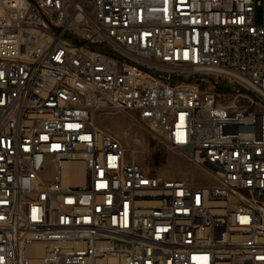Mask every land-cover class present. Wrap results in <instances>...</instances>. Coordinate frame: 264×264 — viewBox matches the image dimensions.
Returning <instances> with one entry per match:
<instances>
[{
  "label": "built area",
  "instance_id": "2783aa9c",
  "mask_svg": "<svg viewBox=\"0 0 264 264\" xmlns=\"http://www.w3.org/2000/svg\"><path fill=\"white\" fill-rule=\"evenodd\" d=\"M0 264H264V0H0Z\"/></svg>",
  "mask_w": 264,
  "mask_h": 264
},
{
  "label": "rangeland",
  "instance_id": "374dc122",
  "mask_svg": "<svg viewBox=\"0 0 264 264\" xmlns=\"http://www.w3.org/2000/svg\"><path fill=\"white\" fill-rule=\"evenodd\" d=\"M100 128L116 137L130 150L127 158L137 163L145 172L166 179L190 180L189 162L177 150L168 146L162 139L151 133L147 126L139 125L123 112L100 113L97 116ZM199 184L211 181L199 171L196 175Z\"/></svg>",
  "mask_w": 264,
  "mask_h": 264
},
{
  "label": "bare ground",
  "instance_id": "6f19581e",
  "mask_svg": "<svg viewBox=\"0 0 264 264\" xmlns=\"http://www.w3.org/2000/svg\"><path fill=\"white\" fill-rule=\"evenodd\" d=\"M72 173H76L77 177L75 178L74 182H76V184L79 185H83L84 184V176H83V168L80 164H75L70 168V171L68 174H72ZM70 177H68V182H71V179H69ZM33 254H35L36 256H41L43 253V248L41 246H36L33 251Z\"/></svg>",
  "mask_w": 264,
  "mask_h": 264
}]
</instances>
